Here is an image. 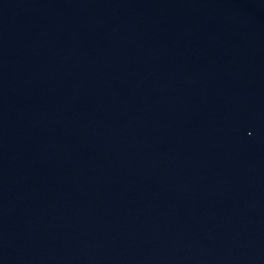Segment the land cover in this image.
Wrapping results in <instances>:
<instances>
[{"label": "water", "instance_id": "95a60500", "mask_svg": "<svg viewBox=\"0 0 264 264\" xmlns=\"http://www.w3.org/2000/svg\"><path fill=\"white\" fill-rule=\"evenodd\" d=\"M0 264H264V0H0Z\"/></svg>", "mask_w": 264, "mask_h": 264}]
</instances>
